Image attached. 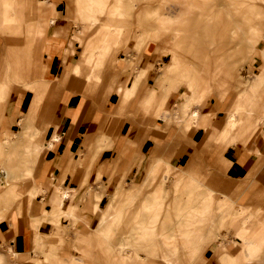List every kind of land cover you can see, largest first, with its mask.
Masks as SVG:
<instances>
[{"label": "rangeland", "instance_id": "374dc122", "mask_svg": "<svg viewBox=\"0 0 264 264\" xmlns=\"http://www.w3.org/2000/svg\"><path fill=\"white\" fill-rule=\"evenodd\" d=\"M37 1L45 4L48 0ZM80 1L88 11L96 12L95 16L100 18L96 33V27H93L85 30L82 38H87L94 32L95 39L98 37L107 40V48L97 54L103 62L99 70L103 79L112 71L119 74L120 54L123 53L127 55L126 58L132 60L128 63L129 76H135L131 78L130 83L122 85L119 92H123V97L118 95V102L114 111L109 114L111 117H108L107 124L113 118L125 116L130 101L136 96L133 93L140 84V74L145 80L154 68L150 63L144 70H138L137 59L147 47L153 49L157 55L158 64L155 71L159 72V76L156 85L147 86L136 102L134 111H129L130 115L140 114L143 117V132L137 139H126L125 146V149L136 150L137 162L141 166L138 167L135 162L125 175L115 168L113 172L106 174L105 182L102 177L99 180L93 178L92 181L98 190L104 188L110 191L107 200L122 179L123 183L114 202L113 211L116 213L112 211L110 214V199L105 209L99 205L96 207L102 212L100 218L106 217L110 231L105 232L104 225L99 227L102 236L97 234L99 242H96L91 254L82 252L81 249L78 251L74 245L76 242H71L73 235L67 233V242L70 243L68 247H64L62 238L54 242L35 238L32 254L35 255L36 262L30 260L24 263L20 254L16 256L14 249H18L12 248L8 238L10 231L19 234L24 226V217H19L17 227L13 230H10L7 219L0 221V264H264V249L259 246L264 243V199H260L262 208L252 195L245 203L237 201L238 195L251 185L249 179L255 165L243 180L235 184L226 176V169L237 154L235 151H208L193 143L194 150L187 165L182 168L174 165L172 156L164 154L152 155L147 166L143 167L144 155L139 151L140 143L153 130L163 135L171 127H175V141L181 142L186 140L188 130L198 127L228 128L224 122L225 114L222 119L217 118L227 101L231 106L226 109V115L233 110V103L229 98L239 94L244 84L254 85L255 81L260 83L259 78L263 82L261 84H264V58L257 59L251 66L241 58L244 47L246 46L247 50L250 42L254 44L256 41L251 37L253 34L257 36V41L261 40L255 52H260V48L264 46V37L259 39L261 31L264 32V0H66L70 10L75 7L74 11L76 6L79 7ZM57 2L59 12L57 19L53 20L56 24L65 19L69 34L63 37V40L67 43L71 33L78 27L73 25L75 16L65 18L63 15L66 11L65 0ZM216 12L228 18L230 14L237 20L239 29L234 33L236 39L224 37L222 34L212 37L216 27V19L212 17ZM75 14L79 16L78 12ZM253 15L256 17L254 21ZM78 23L83 25L82 22L76 24L79 25ZM0 37L4 39L2 35ZM138 39L143 42L139 41L133 47V43ZM3 41L5 56L2 64L5 66V77L1 84L4 89L11 87L14 96L19 90L25 92L24 83L9 75L11 66L8 65L5 39ZM72 49L73 56L77 58L81 53L79 45L74 43ZM62 60L64 68L69 67L70 55L67 58L62 57ZM177 60L179 64L175 65ZM111 61L112 66L109 65ZM71 71L72 68L68 73ZM42 78H35L31 83H39L38 79ZM50 83L53 86L56 81L52 80ZM75 83L72 79L65 88H72ZM103 85L104 83L100 82V91L89 96L98 95L100 99ZM79 88L84 96L88 95L82 87ZM175 90L177 92L173 95ZM180 90L181 95L178 93ZM196 91L197 95L194 94ZM199 92L204 94L203 101ZM171 94L181 101L178 103L170 99ZM127 99L129 102H126ZM212 100L219 104L220 112L210 107ZM8 109L15 114V104H8ZM203 111H207L216 121H206L207 114ZM194 112L197 117L193 116ZM16 117L12 121L9 115H6L0 126V169L3 178L0 180V214L9 210L13 204V209L16 208L17 202L26 201L29 191L35 194L36 190V183L32 176H28V169L34 161L33 148L39 145L38 136L32 129L27 128L22 135L14 137L11 131L17 129L16 123L24 124L25 121L17 111ZM263 122L264 119H255L258 126H264ZM3 127L7 139L3 136ZM105 127L99 128L95 133L91 143L93 142L96 148L90 151V157H95L105 148L115 146L116 136L107 133ZM15 140H18V143L12 144ZM22 151L30 154V158L26 155L31 161L28 166L24 165L22 157L20 159ZM252 152L257 155L259 151ZM206 153L212 154V161L209 156H205ZM39 162L40 157L38 164ZM34 176L36 178V173ZM92 185L87 179L85 190L93 191ZM5 188L9 189L7 194L1 192ZM63 192L60 193V198ZM78 194H75L72 200H76ZM46 199V195L39 196L36 201L40 200L43 207H48ZM94 200L95 197L91 195L89 203ZM36 201L34 200V205ZM66 216L69 218L68 213ZM92 219L94 220L91 221V226L100 222H96L97 216ZM61 221L68 224L65 218ZM255 222L257 224L252 227L248 226ZM52 224L58 225V219L52 221ZM70 226H75L71 219ZM49 229L50 226L47 225L42 230L46 232ZM85 230H88V227ZM233 234L242 242L233 239L232 242H225L231 235L234 238ZM255 250L263 253L253 254Z\"/></svg>", "mask_w": 264, "mask_h": 264}, {"label": "crops", "instance_id": "0c3cea01", "mask_svg": "<svg viewBox=\"0 0 264 264\" xmlns=\"http://www.w3.org/2000/svg\"><path fill=\"white\" fill-rule=\"evenodd\" d=\"M48 1L45 4H41L37 0H8L5 2L0 0V36L2 35L5 39L8 65L11 66L9 75L24 83L25 90V92L19 90L13 96V89L11 87L4 89L1 84L5 77V66L2 64L5 49L3 46L4 39L0 37V126H2V120L6 115H9L11 120L17 118V111V113H20L21 119L25 121L24 124L16 123L17 129L11 131L14 133L13 136L19 137V135L24 133L25 129L29 128L38 136L37 140L42 145L40 153L34 157L33 165H30V161L26 158L24 151H22L24 156H22V153L20 156V159L23 158L24 165H30L28 176H32L36 183L32 205L30 207L25 205L18 212L14 208L8 213L7 218L10 230L16 229L19 217H24L25 219L24 226H22L19 234H14L11 231L8 233L12 248L16 247L18 249H14L17 252L16 256L20 254V259L24 263L30 260L36 262L34 260L36 259L35 255L32 254V242H35V238L38 240L42 239L44 242H49V240L54 242L62 238L64 247H68L70 243L67 242V233H69V235H73L71 242H76L74 245L78 251L81 249L82 252L91 254L96 242H99V236L97 235H101L99 227L104 225V231H110L106 217L100 218L102 212L96 207L99 205L105 209L110 199L108 209L110 214L112 213L123 179L119 182L116 190L111 191L108 200L107 197L110 191L104 188L98 190L92 180L93 178L99 180L102 177V181L105 182L106 174H110L115 168L125 175L135 162L138 167L141 166L137 162L136 150L125 149V146L126 139H137V136L143 132V117L140 114L130 115L129 111H134L135 104L145 88L147 86H155L156 79L159 76V72L155 71L156 64H158L156 62L157 55L153 49H148L147 47L137 59L136 67L138 70H144L148 64L152 63L154 68L150 70L145 80H143L145 77L140 74L138 81L140 84L133 93L136 96L130 101L131 103L125 116L117 119L113 118L107 124L108 117H111L109 114L114 111L118 102V95L123 97V92H119L118 87H122L124 83H130L131 78L135 76L134 74L129 76L130 68L128 63L131 59L126 58L127 55L125 56L123 53L120 54L118 57L120 60L118 67L121 70L119 74L116 71H112L103 79V74L99 72L103 62L97 54L105 50L108 44L106 39L102 40V38L98 37V39H95L93 37L96 35L97 22L100 21V18L95 16L97 15L96 12L79 10L77 6L75 11V7L70 10L65 0L66 11L63 15L65 18L75 16L73 25L78 27L76 31L71 33L67 43H65L63 37L69 34L68 27L65 26V19L63 18L64 20L62 19L55 24L53 19H57L59 12L58 2L57 0ZM75 12H78L80 17ZM212 18L216 19L214 24L216 27L211 34L212 37L215 34H222L224 37L236 39L234 33L239 29V24L232 15L229 14L228 18L226 15L216 12ZM255 19L256 17L253 15L252 20L254 21ZM77 22H82L83 25L79 23L77 25ZM93 27H96L95 33L93 32V35L91 34L92 36L90 35L87 38H82L85 30ZM81 28L84 29L81 30ZM120 34L119 31L118 35L120 36ZM263 34L264 32L261 31L259 39L264 37ZM251 37L256 39V41H254V44L250 42L248 49L246 50L245 46L241 52V58L248 62L250 66L257 59L264 58V46L260 48V52H255L256 45L261 40L257 41L255 34ZM135 41L132 45L133 47L139 41L143 42L140 39ZM74 43L80 47L79 53H81L77 58L72 53V45ZM83 46L84 48L82 49ZM69 55L71 63H69V67L64 68L62 57L67 58ZM88 55H90L89 68L87 66ZM111 63L112 61L109 65L112 66ZM71 68L72 71L68 73ZM39 77H43L38 79L39 83H31L35 78ZM72 79L76 83L72 88H65L71 83ZM259 79L260 83L255 81L254 85L244 84L239 94H234L230 97L229 100L233 103V110L229 111L228 115H226V109L231 105L229 101L225 103L222 112L219 111V104L216 101H210V107L220 112V116L218 115L219 118L217 119H222L224 117L222 115L225 114L224 122L226 125L227 117L231 113L236 115L237 121L233 128H229L228 125V128L222 126L198 127L188 130L186 140L181 142L175 141V127H171L163 135L159 131L153 130L148 137L142 140L139 146L140 153L144 155L142 166H147L152 155L164 154L165 156H172L176 167H185L190 154L194 150L193 143L201 145L203 149L208 151H235L237 154L226 169V176L229 181L236 184L238 181L243 180L255 165V169L249 179L251 185L238 195L237 201L245 203L252 195L260 206V199H264V126H258L255 123V119H261L263 116L264 84H261L263 82L261 78ZM52 80L56 81L53 86L50 83ZM100 82L104 83V87L101 90L102 94H100L101 98L99 99L98 95L89 96L91 93L100 91ZM79 87H82L81 89L87 92L88 95L84 96ZM175 92L177 90L173 91L172 94L174 95ZM178 93L181 95V90ZM172 94L170 99L179 103L181 99ZM228 95L230 96L231 94ZM126 102H129V99ZM12 103L15 104V114L8 111V104ZM203 112L207 114L206 121H216L210 117L207 111ZM103 127L106 128L107 133L116 136V144L112 148L101 150L95 157H90V151L96 148V145L93 142L91 143V141L94 139L97 130ZM244 128L246 129L243 130ZM2 131L4 138H6L4 127ZM54 135H57V138H53ZM256 137H258V142H260L257 155L252 152L254 151L252 149L256 147ZM17 143L18 140H15L12 144ZM117 145L118 148H116ZM205 156H209L211 161L213 160L211 153H206ZM39 157L40 162L38 164ZM157 160H159V157ZM35 169L37 172H35ZM35 173L36 178L34 176ZM87 179L88 182L93 184V191L85 190ZM62 191L68 194L65 199L60 198ZM77 193H79L77 199L72 200V197ZM89 193H91L92 197H95V200L90 203L91 195ZM45 195L48 207H43L40 204V200L36 201L39 196ZM43 199L41 198V200ZM34 200L36 203L38 202L36 205H33ZM82 201L83 204L81 205ZM20 204V202H17L15 207ZM260 208L262 207L260 206ZM66 213L74 221V228L70 226V219L66 216ZM70 214H74L76 219H73ZM93 216H97L96 222L99 220L100 222L91 226V221L94 220L92 219ZM62 218L68 220V224H63ZM55 219H58V225L52 224ZM255 224L257 223L247 225L252 227ZM47 225L50 226V229L45 232L42 229L47 227ZM86 227H88V230H85ZM233 237L231 235L225 242H232L233 240L242 242L234 234ZM103 238L105 237L103 236ZM90 242L91 249H88ZM56 243L60 244V242ZM259 246L264 249V243ZM230 250L232 253L234 252L233 249ZM255 252L263 253L264 251L255 250L253 254ZM94 261L99 263L97 260ZM249 264L257 263L252 262Z\"/></svg>", "mask_w": 264, "mask_h": 264}, {"label": "bare ground", "instance_id": "6f19581e", "mask_svg": "<svg viewBox=\"0 0 264 264\" xmlns=\"http://www.w3.org/2000/svg\"><path fill=\"white\" fill-rule=\"evenodd\" d=\"M78 9L79 10H87L86 9V6L84 5V3L82 2V1H80V5H79V7H78ZM189 45V44H188ZM257 46V45H256ZM262 53V52H261ZM91 55V54H90ZM90 55H88L87 56V66H88V68H89V57H90ZM177 64H179L178 63V60L175 62V65H177ZM121 89V87H118V90H120ZM133 89V88H132ZM200 93V92H199ZM194 94L195 95H197L198 93H197V91H196V93L194 92ZM203 96H204V94H202V93H200V95H199V97L201 98V101L203 100ZM228 99V98H227ZM230 99V98H229ZM231 106V105H230ZM247 114H248V112H246ZM193 116L194 117H197V114H196V112H194V114H193ZM262 121H263V119H264V112H263V116H262ZM236 115L234 114V113H231L228 117H227V125H228V127L229 128H233L235 125H236ZM262 123V122H261ZM264 123V122H263ZM248 128V127H247ZM246 128H244L243 130H245ZM242 130V131H243ZM10 131V130H9ZM11 134H14V133H12L11 132ZM53 138H57V135H54L53 136ZM257 138V143L255 144V146L256 147H254V150H258V147L260 146V142H258V137H256ZM5 139H7V137L5 138ZM7 141V140H6ZM5 141V142H6ZM41 148H42V145H41V143H39V145H37V146H35L34 148H33V153H34V155L36 156L38 153H40V150H41ZM30 149V148H29ZM29 151V150H28ZM28 156L29 158H30V154L29 153H27V154H25V156ZM34 156V157H35ZM31 162V161H30ZM34 162V161H33ZM32 165H33V163H32ZM122 169H123V167H122ZM1 173H2V170L0 169V180L2 181L3 180V178H2V176H1ZM1 192H4L5 194H7L8 192H9V189H3ZM67 193L65 192V193H62V195H61V198H66L67 197ZM33 198H34V194H33V192H31V191H29V193H28V197L26 198V202H25V200L23 201V202H21V204L19 205L20 207H16V212H18V211H20L22 208H24V206L26 205V206H28V207H30L31 205H32V200H33ZM23 203V204H22ZM37 204V203H36ZM34 205V204H33ZM13 206H14V204H13ZM13 206L9 209V210H7V211H5V212H3L2 214H0V221H2V220H5V219H7L8 218V213L9 212H11L12 210H13ZM59 206H60V201H59ZM60 209V208H59ZM70 216L73 218V219H76V216L74 215V214H70ZM104 218V217H103ZM248 234V233H247ZM251 236H253V235H251ZM243 239V238H242ZM34 243L35 242H32V245H33V248H34ZM91 242L89 243V245H88V249H91ZM13 252V251H12Z\"/></svg>", "mask_w": 264, "mask_h": 264}]
</instances>
